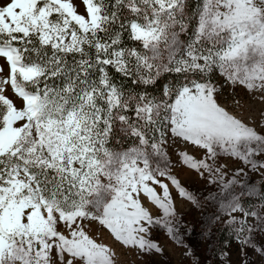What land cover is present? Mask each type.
I'll return each instance as SVG.
<instances>
[{
  "label": "snow or ice",
  "instance_id": "snow-or-ice-1",
  "mask_svg": "<svg viewBox=\"0 0 264 264\" xmlns=\"http://www.w3.org/2000/svg\"><path fill=\"white\" fill-rule=\"evenodd\" d=\"M228 90L264 105V0H0V264H117L97 230L200 264L178 199L264 264V123Z\"/></svg>",
  "mask_w": 264,
  "mask_h": 264
},
{
  "label": "rangeland",
  "instance_id": "rangeland-1",
  "mask_svg": "<svg viewBox=\"0 0 264 264\" xmlns=\"http://www.w3.org/2000/svg\"><path fill=\"white\" fill-rule=\"evenodd\" d=\"M229 92L230 90H228L222 98V103L228 106L231 110L234 99H240L243 104V110L238 108L237 113L246 120H251L254 117L257 122L264 123V120L260 117L261 109L264 108V105H261L257 100L248 98L239 90L235 97L230 95ZM173 159H176V157H173ZM238 166L239 165H230V168ZM177 171L182 183H184L190 190L197 194L207 191L204 182L195 176V174L189 173L186 170L177 169ZM251 178L256 181L257 191L259 193V178L255 175ZM243 179L247 180L248 177L245 176ZM177 207L178 211L183 215L185 222L193 225L195 228V232L192 233L191 238L186 242L192 244L195 255L200 257V264H206V262L207 264H217L215 253L210 248L206 250L202 237L199 235L203 227L200 223L202 219L201 214L193 210L189 204H186L179 199L177 200ZM203 219L206 220L207 217H203ZM95 235L98 239L113 247L117 253V264H193V259L184 255V248L171 241L163 231L154 232V235L164 248V254L154 255L152 257H142L136 252L122 248L106 231L97 230ZM220 238L221 234L216 233L217 241H219ZM249 255L254 264H261L255 254L250 253ZM232 259L233 261H236L237 259L235 248L233 249Z\"/></svg>",
  "mask_w": 264,
  "mask_h": 264
}]
</instances>
